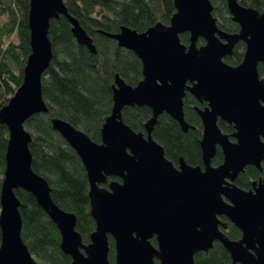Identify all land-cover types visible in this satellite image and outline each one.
<instances>
[{"label": "water", "instance_id": "95a60500", "mask_svg": "<svg viewBox=\"0 0 264 264\" xmlns=\"http://www.w3.org/2000/svg\"><path fill=\"white\" fill-rule=\"evenodd\" d=\"M225 1L239 26L236 33L218 27L210 0H173L169 24L157 22L143 32L120 26L116 33H105L140 60L142 79L131 86L115 75L100 143L51 118L52 128L79 156L87 175L95 229L83 243L75 215L54 203L47 180L32 169L31 135L24 124L47 112L41 85L53 56L50 19L64 16L76 42L91 53L96 49L63 0H29L30 53L20 86L0 108V123L8 129L0 187V264H38L21 238L16 189L30 192L57 226L60 249L71 264H110L109 239L115 264H193L194 255L207 252L214 242L227 250L229 264H264V180L253 181L248 190L235 184L246 166L261 171L264 160V77L258 71L259 64L264 71V11ZM184 33L189 35L187 45L180 40ZM199 38L204 40L200 46ZM240 41L245 44L242 61L230 66L224 58ZM186 92L206 103L194 107L202 126L203 167L182 157L174 165L152 136L162 113L184 132L190 128L183 110ZM126 106L150 108L144 132L124 123ZM219 120L232 124L233 140L222 133ZM217 147L223 159L213 166ZM227 222L241 232L238 240L225 236Z\"/></svg>", "mask_w": 264, "mask_h": 264}, {"label": "trees", "instance_id": "16d2710c", "mask_svg": "<svg viewBox=\"0 0 264 264\" xmlns=\"http://www.w3.org/2000/svg\"><path fill=\"white\" fill-rule=\"evenodd\" d=\"M68 12L75 17L92 38L96 53H91L74 39L71 25L64 16L50 19L48 37L52 44V59L42 76V97L47 112L35 114L25 122L31 135L29 150L32 169L44 177L51 187L54 203L76 217V230L83 243L89 242L95 223L90 216L89 185L82 162L76 152L51 126V118L62 119L83 131L93 141L100 143V129L112 108V85L118 74L127 84L135 86L142 79V67L135 54L107 37L120 26L143 32L157 22L169 24L175 12L173 0H63ZM218 27L227 33H236L239 26L227 9L225 0H210ZM239 4L264 11V0H238ZM29 0H0V108L20 86L25 60L30 53L28 28ZM188 33L180 35L187 45ZM204 44L199 38L197 45ZM245 44H235L225 63L237 66L243 58ZM261 77L263 66L258 65ZM203 108L186 92L183 98L185 121L190 128L184 132L179 124L166 113L158 116L152 136L164 149L165 157L174 165L182 157L191 166L203 167L200 151L202 126L194 107ZM122 119L135 131L144 132V123L151 117L147 106H126ZM218 126L231 140L232 124L221 120ZM8 129L0 123V187L5 169V151ZM223 155L217 147L211 160L213 166L221 164ZM264 180V160L261 171L248 165L235 180L243 189H250L253 181ZM112 179V178H110ZM118 180V178H114ZM106 186V185H104ZM15 194L20 200L22 218L21 238L38 264H71L69 255L60 249L57 226L36 203L34 196L22 189ZM223 221H227L221 217ZM226 237L238 240L241 232L231 223L222 230ZM155 245L154 238L151 239ZM109 263L114 262L113 242L109 239ZM230 256L219 242H214L207 252H197L193 264H229ZM155 264H158L155 260Z\"/></svg>", "mask_w": 264, "mask_h": 264}]
</instances>
